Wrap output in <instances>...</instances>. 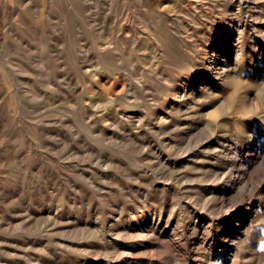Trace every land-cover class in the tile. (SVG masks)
<instances>
[{"label": "rangeland", "instance_id": "1", "mask_svg": "<svg viewBox=\"0 0 264 264\" xmlns=\"http://www.w3.org/2000/svg\"><path fill=\"white\" fill-rule=\"evenodd\" d=\"M0 264H264V0H0Z\"/></svg>", "mask_w": 264, "mask_h": 264}, {"label": "bare ground", "instance_id": "2", "mask_svg": "<svg viewBox=\"0 0 264 264\" xmlns=\"http://www.w3.org/2000/svg\"><path fill=\"white\" fill-rule=\"evenodd\" d=\"M1 136H2V135H1ZM2 138H3V137H2ZM2 138H1V139H2ZM232 222H233V221H232Z\"/></svg>", "mask_w": 264, "mask_h": 264}]
</instances>
